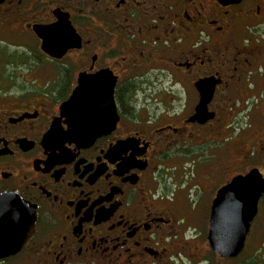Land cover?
<instances>
[{
  "label": "flooded vegetation",
  "instance_id": "flooded-vegetation-1",
  "mask_svg": "<svg viewBox=\"0 0 264 264\" xmlns=\"http://www.w3.org/2000/svg\"><path fill=\"white\" fill-rule=\"evenodd\" d=\"M60 23L57 59L37 30ZM101 72L117 120L74 135L62 108ZM254 169L264 183V0H0V195L37 215L0 264H264V193L238 257L208 241L219 190Z\"/></svg>",
  "mask_w": 264,
  "mask_h": 264
},
{
  "label": "water",
  "instance_id": "water-1",
  "mask_svg": "<svg viewBox=\"0 0 264 264\" xmlns=\"http://www.w3.org/2000/svg\"><path fill=\"white\" fill-rule=\"evenodd\" d=\"M37 33L43 39V50L53 58H62L72 47L70 25L60 23L55 27L37 30ZM114 84L106 76V72L93 77L80 76L72 98L62 108L63 114L71 113L77 116V121L72 126L73 134H79L84 128L81 123L83 114L104 113L117 120V110L113 99ZM210 99L211 94L201 96V103L196 114V119L201 122H204L203 118L207 120L212 117L207 116L206 111ZM86 100H88L87 103ZM89 100L95 101L94 104L100 105L103 111L86 110L85 106L89 104ZM55 129L53 128L52 132ZM263 193L264 183L257 169L245 176L234 178L229 185L219 190L212 206L209 227L208 241L213 252L222 258H235L242 253L253 221L258 214V204ZM1 210L7 213L6 215L4 213L2 220L0 257L9 258L21 252L33 238L37 215L30 204L14 194L0 195Z\"/></svg>",
  "mask_w": 264,
  "mask_h": 264
},
{
  "label": "rangeland",
  "instance_id": "rangeland-1",
  "mask_svg": "<svg viewBox=\"0 0 264 264\" xmlns=\"http://www.w3.org/2000/svg\"><path fill=\"white\" fill-rule=\"evenodd\" d=\"M161 87L163 88V89H169V81H167V82H165V83H161ZM165 93H167V92H165ZM259 226V225H258Z\"/></svg>",
  "mask_w": 264,
  "mask_h": 264
}]
</instances>
